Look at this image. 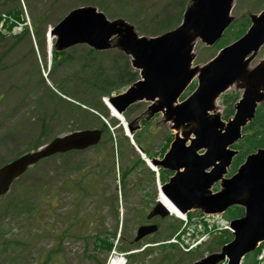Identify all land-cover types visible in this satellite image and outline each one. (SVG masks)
<instances>
[{
    "label": "water",
    "instance_id": "95a60500",
    "mask_svg": "<svg viewBox=\"0 0 264 264\" xmlns=\"http://www.w3.org/2000/svg\"><path fill=\"white\" fill-rule=\"evenodd\" d=\"M233 1L191 0L177 27L153 37L139 36L132 24L121 18L109 20L91 5L71 10L52 29L58 49L87 43L96 50H102L108 48L115 37L113 46L131 55L132 66L140 69L142 80L125 93L110 97V101L119 112L132 102L141 99L151 101L148 106L150 115L160 111L162 122H170L169 127L175 130V139L163 160L151 161L176 170L161 189L182 213L193 209L205 213L223 212L233 204L244 207V215L230 222L233 240L224 244L219 252L193 264H216L225 257L228 258L227 264H239L245 253L264 240V148L247 155L230 178H222L235 153L227 148L228 145L241 136V126L251 120L257 102L264 99V64L253 72L247 67L248 59H245L250 51L264 42V10L259 16L252 17V25L241 38L223 47L208 63L191 67L195 41L200 39L211 45L221 36L232 19L229 12ZM195 74H198V86L178 103L177 97ZM233 84L243 87L244 92L236 103L234 117L222 123L215 99ZM129 130L133 129L130 127ZM99 135L97 130L65 134L54 138L42 150L26 153L3 166L0 168V195L28 165L57 152L95 144ZM188 139L191 143L185 146ZM202 147L206 153L197 154ZM209 167L210 171L206 172ZM219 179L220 189L213 192L211 186ZM157 214L161 217L167 214L159 202L148 218ZM156 229V225H142L137 229L134 240Z\"/></svg>",
    "mask_w": 264,
    "mask_h": 264
},
{
    "label": "rangeland",
    "instance_id": "374dc122",
    "mask_svg": "<svg viewBox=\"0 0 264 264\" xmlns=\"http://www.w3.org/2000/svg\"><path fill=\"white\" fill-rule=\"evenodd\" d=\"M88 1L90 0H37V3H25L24 18L33 22L34 17L45 11L39 28L33 30V36L37 38L38 35L47 34L48 28L55 25L68 10L88 4ZM184 2L186 0H130L129 3L133 4L131 9L136 14L160 17L176 14ZM257 3L264 6V0H236L232 13L237 18L241 12ZM42 44L39 49L33 48V66L36 65L33 60L37 57H41L42 63L48 59L46 39ZM195 50V62L199 63L215 54L214 46L205 47L199 42ZM262 54L264 47L259 56ZM61 59L62 54H55L52 65H49L50 72L40 69L41 77L46 78L44 75L47 74L48 83L52 84L53 80L61 79ZM123 61L124 57L114 51L111 55L96 59L95 72L100 71V75L112 77ZM25 68V73L5 72L0 80V165L22 152L36 149V146L58 134L75 129L100 127L96 119L87 122L79 116L70 117L65 108L47 107L41 90H34L26 76L31 68L32 75L35 71L39 75L37 65L34 69L27 63ZM90 74L93 76L94 73L90 71ZM46 81L45 84L48 85ZM128 84L122 83L111 88V94L122 92ZM48 92L51 93L49 90ZM77 94L81 96L80 89ZM89 95V103L99 107L98 94L86 92L81 98L88 99ZM145 107L146 103L140 102L128 109L127 116H137ZM102 109L105 112L103 107ZM156 118H152V121L155 122ZM106 119L110 123L114 121L111 123V133L114 136L112 140L104 132L97 147L48 158L40 165L31 167L12 184L6 195L0 197V264L105 263L108 254L95 250L91 243L93 235L102 231L111 234L115 231L118 235L121 225V235L125 242L120 240L115 250H122L118 248L119 245L127 247L126 240L133 238L136 228L145 222L146 213L154 205L157 182L146 165L136 166L122 178L121 173L127 166V158L134 161L138 154L129 141L123 138L122 129L118 127L119 121L110 117ZM41 128L46 129L45 135L35 141L34 138ZM144 130L149 134L146 137L149 140L147 149L153 153H158L171 134L163 122H157L155 126L153 123L144 125ZM143 143L146 145L145 141ZM143 143L138 142L141 147ZM115 164H118L120 182L115 176ZM86 172L91 173V178H83L79 184L78 178L83 177ZM79 188L83 191H79ZM114 195L118 196L117 202ZM7 206L8 210L5 209ZM115 210L118 211V218ZM163 220L161 223L164 222V226L178 222L173 217ZM83 235L87 237L84 238ZM213 237L206 241L201 250L193 251L192 255L171 248L168 251L170 259L162 264H172L174 260L173 264H191L208 254L209 250L217 251L221 244L214 241ZM153 238L154 235L146 237L137 247L150 245ZM160 251L162 249H157L150 256L141 258L127 257L125 264H155L161 255Z\"/></svg>",
    "mask_w": 264,
    "mask_h": 264
},
{
    "label": "trees",
    "instance_id": "16d2710c",
    "mask_svg": "<svg viewBox=\"0 0 264 264\" xmlns=\"http://www.w3.org/2000/svg\"><path fill=\"white\" fill-rule=\"evenodd\" d=\"M89 2L92 4H96L98 7H100L105 12H107L110 16H123V17L133 20L136 23L140 31H144V32L151 33V34H155V33L161 32L165 29L172 27L178 20L175 17L174 18H162L158 23H155L154 25H151V24L148 25V23L145 22L146 18L144 16L132 12L131 8H133V4L129 3L130 0H90ZM149 20L153 22V21H156L157 18L154 16H151ZM243 31H244L243 26H239L237 29L236 28L234 29L233 33L235 36H238ZM103 53L105 52H96V54H103ZM81 72H82V69H81ZM100 74H101L100 71L96 72L95 86L100 87L102 84V82L100 81L104 80V84L102 85L104 88L100 87V89L102 88L105 90L104 92H107L106 89L108 88V86L115 84V82L117 81L116 79H117L118 74L117 75L115 74L116 76L115 78L106 77V76L103 77ZM120 75H121L120 78L127 77V81H129L130 78L134 76V73L125 71ZM83 118L86 119V116L83 115ZM254 121H255L254 123L257 126H259L258 127L259 132L255 133L254 131L252 134H249L246 137L245 142H247V145L244 150L245 153L253 150L256 146L264 145V112L261 114H258L256 120ZM101 125L102 127H105L103 122H101ZM141 137H142L141 133L140 134L138 133L137 135H135V138L137 141H139ZM242 158H243L242 154H240L236 158L235 163H239L242 160ZM8 208L9 206H7L5 209L8 210ZM241 213H242L241 208H236L235 211L234 210L232 211L231 216H237V215H240ZM176 228L177 226H173V225L166 227V230H167L166 236L168 237L171 233H173V231H175ZM96 240H97L96 242L97 246L95 245L96 247L105 248L106 250H109L112 246V242L110 240H108L107 238H102L100 237V235L96 236ZM255 255L256 253L249 255L244 260L243 264H257ZM165 256H168V253H166Z\"/></svg>",
    "mask_w": 264,
    "mask_h": 264
},
{
    "label": "flooded vegetation",
    "instance_id": "af4514ba",
    "mask_svg": "<svg viewBox=\"0 0 264 264\" xmlns=\"http://www.w3.org/2000/svg\"><path fill=\"white\" fill-rule=\"evenodd\" d=\"M20 11L21 9L17 0H0V13H16ZM30 55L31 44L27 42L26 38L20 37V35L12 36L0 33V75H3L5 72H9L10 74L13 72L25 73L26 59ZM50 97L51 103L60 104L57 97ZM261 111H264V103L257 108V114ZM230 115L228 104H223L222 118L227 119Z\"/></svg>",
    "mask_w": 264,
    "mask_h": 264
},
{
    "label": "bare ground",
    "instance_id": "6f19581e",
    "mask_svg": "<svg viewBox=\"0 0 264 264\" xmlns=\"http://www.w3.org/2000/svg\"><path fill=\"white\" fill-rule=\"evenodd\" d=\"M51 44V38H48V45ZM105 102L107 104V106L109 107L110 110V114L116 118H119L120 120H122V118L118 115V113L116 112V110L110 105V103L105 99ZM122 122H124V120H122ZM151 169L155 170V168L150 164L149 165ZM159 200L161 201V203L163 205H165L169 211L171 212V214H175L178 216V212L177 210L173 207V205L161 194L159 193L158 195ZM111 264H120L117 263L115 260H113V262Z\"/></svg>",
    "mask_w": 264,
    "mask_h": 264
}]
</instances>
